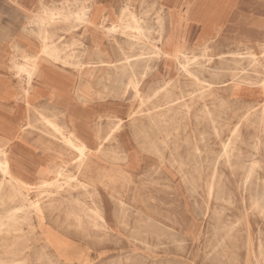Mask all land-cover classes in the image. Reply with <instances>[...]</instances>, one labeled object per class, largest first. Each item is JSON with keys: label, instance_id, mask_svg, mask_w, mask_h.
<instances>
[{"label": "bare ground", "instance_id": "bare-ground-1", "mask_svg": "<svg viewBox=\"0 0 264 264\" xmlns=\"http://www.w3.org/2000/svg\"><path fill=\"white\" fill-rule=\"evenodd\" d=\"M111 5V13L105 14L101 12L100 5L94 0H64L52 7L42 4L40 11L28 19L27 23L33 27L32 31L40 39L41 46L39 51L34 54H26V52L16 50L15 55L20 54L22 62L14 67L16 74L19 77L24 75L28 81L23 93L28 112L32 111L29 109L31 104L26 99L31 87L30 81L40 74L41 60H46L63 69L75 70L78 73V83L73 90V96L76 100L74 105H87V101L91 99L94 93L97 98L117 96L136 100L135 107H132L133 104H131L130 110L125 115L126 118L130 119L129 121L133 126L135 125L133 121H136V114L149 109H157L156 112H152V115L149 113L146 116L151 125L156 128L160 124L166 125L176 122L179 118L189 119L195 101L203 100L201 115H196L195 120L197 123L201 121L210 123L213 133L218 135L219 129L215 123L218 114H220L219 110L226 107L228 99H231L228 95H223L219 88L229 84H234L233 86L236 87L241 86V97L254 95L256 91L261 92V98L247 100L240 98L239 101H241L245 111L232 128L230 137L222 143L221 150L214 159L213 173L203 182L208 199L222 198L223 201L226 200L230 203L231 197L225 199L222 196L226 191L220 190L223 185L220 184V180L215 179L217 177L215 173L216 164L219 160H223L225 166L234 169L237 163L234 159L242 155L236 142L241 139V124L252 126L257 130V134L253 136L254 142L251 153L253 156L254 151L257 153L264 145L261 137V134L264 135V64L262 61L264 60V45L261 51L262 60L259 59L260 56L258 57L252 51L247 50L246 54L250 59L249 66L248 68H241L243 70L241 73L238 66H240V61L243 58L242 53L232 52L236 67L231 68L226 73L223 66L213 67L210 65L213 59L212 55H209L210 46L206 44L202 46L201 52L198 54L193 52L194 50L188 45L173 55L165 49L164 46L168 42L169 35L175 29L176 20L166 15L164 8L159 3L146 2L145 0H126ZM149 12H153L151 17ZM60 24L66 27V31L81 27L82 32L87 34V44H83L71 36V46L74 47L76 44L79 49L66 51L56 45L52 40L53 34L50 29ZM105 42L109 51L105 49ZM169 57L175 59L173 73L175 77L162 79L157 85L151 84L148 77L155 66L154 64L166 61ZM96 72L101 73V77L97 81L98 89L95 91L93 90L94 84L90 80ZM225 75L229 76L228 80H223ZM212 96L214 100L219 101L216 109H212L207 100L208 97ZM155 99H158L159 102L154 103ZM54 106L56 108L53 110L34 111L33 109V114H28L26 122L21 127L23 131L37 132L40 138L49 139L50 142L59 145L61 150L67 151L71 156L69 164L56 165L47 176L35 183H30L13 172L6 152L0 150V233H4L7 237L4 249L12 256L6 259H17L27 248L30 249L25 244L26 232L23 226H30V232L37 237L36 242L43 244L40 251L45 252V254L39 256L48 257L47 250L59 248L60 237L44 223V206L39 204V199L33 201L30 198L34 192H38L37 194L45 193L48 196L43 195L41 197L51 198V194L54 192L70 194L71 191L65 188L72 186V189L78 188L89 196L96 197L97 182L102 178H112V176L99 169L94 170L91 159L99 155L107 156L109 151L111 161L124 160L127 157L128 152L123 143L120 142L121 140L117 139V133L125 120L128 119L119 116L118 110L96 114L94 118H91L94 124L91 138L96 147L90 148L87 139L82 133H79V129L75 126L71 112L76 109L72 107V104H70V108L73 110H69L66 103L55 99ZM104 121L109 125V131L102 136L101 130ZM169 136V133L164 135L165 138ZM110 139H113L117 145L110 146L112 148L107 151L105 150V142ZM198 150L199 148L196 147V156H198ZM193 162L194 172H197L195 176L200 178L202 175L196 169L198 167L196 165L197 160L194 159ZM256 165L257 163L253 159L251 164L245 167V175L239 184V194L242 202L246 198L249 199L250 208L257 214L264 215V187L261 192L250 191L251 172ZM70 166L74 173L67 175V172H70L68 170ZM177 168L182 181L184 183L190 181L191 189L196 190L199 187V182H196L198 179L192 174L183 173V163H179ZM91 171L95 172L94 177L88 176ZM64 178L68 179L65 180ZM219 193L221 194L220 197L217 196ZM228 194L230 195V193ZM119 203L122 207L126 204L122 200ZM46 207L50 210L57 209L53 206V200H49ZM78 209L81 210L77 211L74 207L70 208L68 216H74L77 220L86 217L92 220L94 227L108 229L106 211L101 201L94 202L92 206H82ZM32 215L37 218L35 224L30 221ZM234 230L233 225L224 224L223 238L219 244L223 245L226 240L231 243L236 242ZM192 235L195 236L194 231ZM258 246L259 251H261L260 257L264 261L261 241L258 242ZM0 264L27 263L18 260H2Z\"/></svg>", "mask_w": 264, "mask_h": 264}, {"label": "rangeland", "instance_id": "rangeland-1", "mask_svg": "<svg viewBox=\"0 0 264 264\" xmlns=\"http://www.w3.org/2000/svg\"><path fill=\"white\" fill-rule=\"evenodd\" d=\"M111 9L112 5L109 4L108 11L104 9L106 12H101L110 14ZM152 13L149 12L150 17ZM178 26L179 22L176 20L175 29L169 35L170 40L164 46L172 55L188 45ZM215 44V50L209 51L213 59L211 66H223L227 73L236 67L231 53L241 52L243 58L238 66L240 73L243 71L241 68H248L250 59L246 54L247 50L223 44L220 39ZM191 48L197 54L201 52L198 46ZM250 51L262 60L261 51ZM174 61L173 57H169L166 61L154 64L148 81L157 85L162 79L174 78ZM262 61L264 64V60ZM225 76L223 80H228L229 76ZM233 85L219 88L223 95H228L231 99H228L226 107L219 110L215 123L219 129L218 135L213 133L210 123H197L195 120L196 115H201L203 100L195 101L189 119L179 118L176 122L160 124L156 128L146 116L149 113L152 115L157 109L136 114L133 126L125 115L131 104L135 107L136 100L117 96L97 98L94 93L87 101L86 116L92 115L94 109L103 113L118 110L119 116L128 119L118 131L119 135L117 133V139L121 140L128 152L127 157L111 161L109 151L107 156L99 155L91 159L94 170L99 169L112 176L97 182L96 197L89 196L78 188L72 189V186L65 188L71 191L70 194L54 192L51 198L41 197L46 196L45 193L34 192L30 198L33 201L39 199V204L44 206V223L60 237L59 248L47 250L48 257L39 256L45 254L40 251L43 244L36 242L37 237L30 232V226H23L26 232L25 244L30 249H24L17 259H6L12 256L4 249L7 237L1 232L0 261L18 260L27 264H264L258 246L261 241L264 253V215H259L250 208L249 199L242 202L239 194L245 167L253 159L257 165L251 172L250 191L261 192L264 187V145L257 153L254 151V156L251 154L256 129L240 125L241 139L236 142L242 155L234 159L237 162L234 169L225 166L223 160L216 164L215 179L220 180L223 185L220 190L226 191L222 196L225 199L231 197V202L223 201L222 198L208 199L203 184L213 173L214 159L219 154L222 143L230 137L232 128L245 111L240 98H261V92L258 91L254 95L241 97V86ZM97 89L98 85L94 84L93 90ZM208 98L209 106L212 109L218 108L219 101L214 100L213 96ZM157 102L158 99H155L154 103ZM63 103L70 110V104L75 108L76 100L66 99ZM75 126L79 133L89 139V134L85 136L89 133L87 129L77 124ZM108 128L109 125L104 121L102 136L107 134ZM166 133L170 134L168 138L164 137ZM261 137L264 142V135L261 134ZM116 145L113 139L107 140L105 150ZM196 147L199 148L198 156L195 155ZM194 159L197 160L196 169L202 175L200 178L195 176L197 172L193 168ZM179 163L184 164L183 173L192 174L198 179H195L199 182L196 190L191 189L190 181H182L177 168ZM68 170L70 172L67 175L74 173L71 166ZM94 173L91 171L89 176L94 177ZM217 196L220 197L221 194ZM49 200H53V206L57 209L45 208ZM120 200L126 203L123 207ZM96 201H101L106 211L108 229L94 227L92 220L86 217L77 220L74 216H68L70 208L74 207L78 211L81 210L79 207L92 206ZM31 218L30 221L35 224L37 218L33 215ZM224 224L235 227L236 242L226 240L223 245L219 244L223 238ZM192 230L195 236L192 235Z\"/></svg>", "mask_w": 264, "mask_h": 264}, {"label": "crops", "instance_id": "crops-1", "mask_svg": "<svg viewBox=\"0 0 264 264\" xmlns=\"http://www.w3.org/2000/svg\"><path fill=\"white\" fill-rule=\"evenodd\" d=\"M61 1L64 0H0V150L6 152L13 172L30 183L47 176L56 165L69 164L71 156L49 139L40 138L37 132L23 131L21 126L26 122L28 114H33V109L53 110L56 108L55 99L64 102L74 98L73 90L79 76L75 70L63 69L41 60L40 74L30 81L31 87L26 99L32 111L28 112L23 96L28 81L24 75L19 77L16 74L14 67L22 62V58L20 54L15 55V51L26 54L39 51L41 41L27 21L40 11L42 4L52 7ZM94 1L102 11H108L109 4L126 0ZM145 1L159 3L166 15L178 20L179 32L183 34L188 46L202 48L206 44L210 50H215V41L220 39L223 44L236 45L235 48L262 51L264 0ZM65 28L60 24L50 29L56 45L66 51L79 49L76 44L71 46V36L87 44V34L82 32L81 27L72 31H66ZM104 46L109 51L106 42ZM99 77L101 73L96 72L90 82L97 84ZM75 109L71 112L75 124L88 130L89 133L85 134L86 137L89 134L88 146L95 148V142L90 138L94 130L91 118L103 112L94 109L92 115L86 116V105L77 104Z\"/></svg>", "mask_w": 264, "mask_h": 264}]
</instances>
